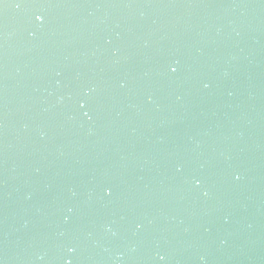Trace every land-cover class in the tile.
Listing matches in <instances>:
<instances>
[{
	"label": "water",
	"instance_id": "obj_1",
	"mask_svg": "<svg viewBox=\"0 0 264 264\" xmlns=\"http://www.w3.org/2000/svg\"><path fill=\"white\" fill-rule=\"evenodd\" d=\"M0 264H264V0H0Z\"/></svg>",
	"mask_w": 264,
	"mask_h": 264
},
{
	"label": "snow or ice",
	"instance_id": "obj_2",
	"mask_svg": "<svg viewBox=\"0 0 264 264\" xmlns=\"http://www.w3.org/2000/svg\"><path fill=\"white\" fill-rule=\"evenodd\" d=\"M173 71H175V69H173Z\"/></svg>",
	"mask_w": 264,
	"mask_h": 264
}]
</instances>
